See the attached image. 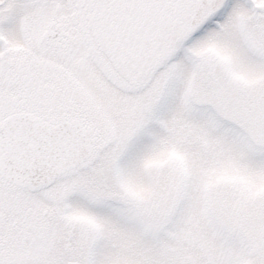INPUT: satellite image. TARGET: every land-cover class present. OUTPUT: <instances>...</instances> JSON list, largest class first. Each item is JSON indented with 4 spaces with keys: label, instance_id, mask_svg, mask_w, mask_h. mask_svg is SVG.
Returning a JSON list of instances; mask_svg holds the SVG:
<instances>
[{
    "label": "snow or ice",
    "instance_id": "obj_1",
    "mask_svg": "<svg viewBox=\"0 0 264 264\" xmlns=\"http://www.w3.org/2000/svg\"><path fill=\"white\" fill-rule=\"evenodd\" d=\"M0 264H264V0H0Z\"/></svg>",
    "mask_w": 264,
    "mask_h": 264
}]
</instances>
